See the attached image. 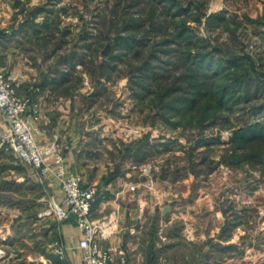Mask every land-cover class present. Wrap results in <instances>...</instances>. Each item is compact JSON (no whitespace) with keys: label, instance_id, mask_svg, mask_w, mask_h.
Wrapping results in <instances>:
<instances>
[{"label":"rangeland","instance_id":"obj_1","mask_svg":"<svg viewBox=\"0 0 264 264\" xmlns=\"http://www.w3.org/2000/svg\"><path fill=\"white\" fill-rule=\"evenodd\" d=\"M2 2L24 30L16 44L31 77L17 91L41 105L39 146L56 141L73 171L47 107L71 99L78 134L110 162L91 184L98 200L129 168L144 195L120 202L170 256L160 264H264V0ZM253 124L262 136L245 137ZM55 180L0 146V264L83 263L53 231L78 226L51 211L63 197Z\"/></svg>","mask_w":264,"mask_h":264},{"label":"crops","instance_id":"obj_2","mask_svg":"<svg viewBox=\"0 0 264 264\" xmlns=\"http://www.w3.org/2000/svg\"><path fill=\"white\" fill-rule=\"evenodd\" d=\"M19 27L18 16L14 13V10L8 4L0 3L1 65L7 70V74L17 85L19 93L23 94L28 90L31 74L24 66L26 61H23V56L16 44L17 41L22 39V34H24V30H19ZM43 85L45 86L42 82L38 84L40 87L39 96L42 97L45 92ZM69 101H67L65 106L60 105L58 102L55 105L50 104L47 106L50 113L55 111V114H53L55 121L52 126V132L60 134L61 143L64 145L69 144L66 151L69 167L81 175L86 185L98 184L102 180V176L105 173L107 174V165L110 162L107 160L105 153L102 152L101 155H97L98 152H95L94 145L85 142L86 136L83 138L78 134L75 124L71 120ZM2 117L0 112V120H2ZM126 170H129V168H126ZM126 170L109 177L107 183L102 184L104 197L99 198L94 206V218H103L112 213L118 222L116 233L109 237L108 240H102L101 243L103 246L112 249L117 263L120 262V257L123 253H126L128 258L133 260L135 264H160L159 261L164 263L170 256L166 252H159V239H156L155 243L150 237L143 240L140 237L143 226H139V223L137 224L135 221L132 222L138 210L134 205L130 207L129 204L125 205L120 202H125V200L127 201L126 203L135 200L142 202L141 198L144 195L141 189L134 191L128 185L131 180L129 179L130 173ZM55 182V190L62 193L59 181L55 180ZM106 196L109 197L105 198ZM141 206L143 207L144 204ZM53 231L58 232L63 243L70 248V254L73 259L81 258L83 250L81 248L80 251L75 250L82 236L79 226L64 222L58 228H53Z\"/></svg>","mask_w":264,"mask_h":264},{"label":"built area","instance_id":"obj_3","mask_svg":"<svg viewBox=\"0 0 264 264\" xmlns=\"http://www.w3.org/2000/svg\"><path fill=\"white\" fill-rule=\"evenodd\" d=\"M38 93L40 87H35ZM0 122L1 147L11 146L19 159L34 167L40 175L55 177L62 189V199L50 197L51 211L59 221L75 218L82 236L79 247L83 250L82 264H135L126 253L120 262L115 261L111 248H104L101 241L114 234L115 215L96 219L94 206L99 197V188L85 185L81 175L69 170L65 156L56 141L39 146L36 134L47 132L46 128L35 127L33 120L42 117V108L34 94L20 95L17 85L11 80L1 65L0 59ZM56 252L64 257L66 249L61 245Z\"/></svg>","mask_w":264,"mask_h":264},{"label":"trees","instance_id":"obj_4","mask_svg":"<svg viewBox=\"0 0 264 264\" xmlns=\"http://www.w3.org/2000/svg\"><path fill=\"white\" fill-rule=\"evenodd\" d=\"M262 131H264V129H261ZM243 131V135L245 136V137H260V136H262V135H260V133H258V131H259V128H257L256 127V125H252L251 127H249V128H246L245 130H242Z\"/></svg>","mask_w":264,"mask_h":264},{"label":"water","instance_id":"obj_5","mask_svg":"<svg viewBox=\"0 0 264 264\" xmlns=\"http://www.w3.org/2000/svg\"><path fill=\"white\" fill-rule=\"evenodd\" d=\"M110 48H111V43L108 44V46H107V48H106L104 54L108 55L109 52H110ZM166 212H167V208H166V210H165V213H166Z\"/></svg>","mask_w":264,"mask_h":264}]
</instances>
